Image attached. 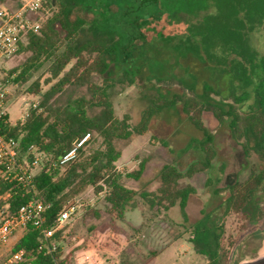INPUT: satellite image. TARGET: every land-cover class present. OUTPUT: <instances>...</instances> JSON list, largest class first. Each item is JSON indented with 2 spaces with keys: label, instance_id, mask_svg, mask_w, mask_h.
Returning <instances> with one entry per match:
<instances>
[{
  "label": "trees",
  "instance_id": "obj_1",
  "mask_svg": "<svg viewBox=\"0 0 264 264\" xmlns=\"http://www.w3.org/2000/svg\"><path fill=\"white\" fill-rule=\"evenodd\" d=\"M46 1L49 18L39 33L28 35L11 62L24 54L25 60L3 77L5 82L23 86L47 66L48 78L43 83L40 78L34 80L27 89L38 98V108L14 126L9 116L0 122V133L18 142L19 161L28 171L34 157L31 146L44 156L30 184L13 178L16 171L0 178V208L7 206L15 214L33 200L47 206L42 227L27 226L11 249L12 259L21 256L8 264H71L61 246L63 229H57L58 218L74 208L75 199L87 189L104 196L113 222L134 210L139 196L151 209L167 212L178 206L188 223L186 208L197 191L182 181L208 173L218 158L216 135L203 121L205 112L227 130L247 158H256L262 165L245 181L215 188V196L225 191L227 196L191 225L189 242L206 264H229L227 217L248 213L251 196L264 195V52L255 42L256 34L264 31V0ZM181 23L187 25L185 36L165 37L166 31ZM167 52L173 55L165 64L162 58ZM196 67L208 71L209 78ZM139 78L147 85L142 95L147 106L132 126L129 116L117 117L113 97L136 85ZM173 86L181 91L171 92ZM68 91L77 96L70 93L62 100ZM177 106L201 132L195 142L201 158L185 171L165 164L156 191L128 188L117 166L122 157L118 141L146 135L156 116ZM86 134L91 139L77 158L59 165L58 159ZM99 140L101 146L95 148ZM145 168L144 160L125 177L139 181ZM216 182L220 179L209 177L206 186ZM263 216L261 212L260 219ZM42 230L51 235L46 237Z\"/></svg>",
  "mask_w": 264,
  "mask_h": 264
},
{
  "label": "rangeland",
  "instance_id": "obj_2",
  "mask_svg": "<svg viewBox=\"0 0 264 264\" xmlns=\"http://www.w3.org/2000/svg\"><path fill=\"white\" fill-rule=\"evenodd\" d=\"M186 28L187 25L183 23L173 25L174 30L166 31L165 37L185 36ZM255 42L257 48L264 52L263 30L256 34ZM172 55L167 52L162 58L163 63H168ZM25 58L24 54L9 63L2 77ZM180 65L182 62L175 65L176 69H180ZM46 69L47 66L43 67L23 86L9 83L10 95L5 108L12 124L23 122L33 109V105L39 104L38 98L29 94L27 89L34 80L40 78L43 83L48 78ZM196 69L201 75H205V78H209L208 71L204 68L196 67ZM42 88L46 90L48 87ZM145 89H147L146 82L139 78L136 85L127 87L113 97L118 118L129 116L132 126L140 121L147 106L142 96ZM163 90L165 93L168 91L165 88ZM171 90V92L181 91L177 86H173ZM70 93L74 95L73 97L77 96L76 93L68 91L62 100ZM203 121L216 135L218 158L215 161V168L208 173L197 174L192 179L182 181L183 184L193 185L197 191L190 196L186 208L189 222L185 223L178 206L167 212L157 207L151 209L139 196L135 200L136 208L128 212L123 220L113 222L107 214L108 205L104 196H97L92 189H87L75 199L76 206L72 208V213L62 225L64 242L61 246L64 256L71 258V264L207 263L206 258L198 255L189 242L191 225L202 218L204 210L214 209L219 205L221 198L227 196L226 191L215 196L213 192L215 188L225 189L233 182L245 181L253 170L260 169L262 165L256 158L245 156L243 148L229 136L227 130L220 126L211 113L205 112ZM201 137V132L190 124L181 106L164 111L154 118L146 135H134L128 141H118L117 147L122 151V157L117 162V166L124 175V184L138 192L156 191L159 187L158 174L165 164H174L181 171H185L194 159L201 158L195 144ZM162 141H166L168 146H164ZM191 145L193 147L190 149ZM98 146H101V140L94 147ZM43 157L41 162L44 160ZM144 160L146 168L141 179L139 181L127 179L125 175L138 170L140 162ZM41 162L34 170L35 173L39 172ZM209 177L220 179V182L208 188L206 181ZM0 178H3L1 172ZM247 211L248 213H232L226 219L225 244L230 251L229 264H238L246 257L253 256L262 246L264 216L260 219V214L264 212V195L253 194ZM22 233L21 230L15 232L9 242L0 247V264H8L11 261V249ZM152 252L157 255L153 257Z\"/></svg>",
  "mask_w": 264,
  "mask_h": 264
},
{
  "label": "built area",
  "instance_id": "obj_3",
  "mask_svg": "<svg viewBox=\"0 0 264 264\" xmlns=\"http://www.w3.org/2000/svg\"><path fill=\"white\" fill-rule=\"evenodd\" d=\"M49 16L46 0H0V122L4 117L9 116L5 108V100L10 95L9 81H4L2 73L18 55L28 35L39 33ZM38 106L39 104H34L33 109H37ZM9 121L14 126L10 117ZM90 139V134L76 139L74 145L58 159V164L64 166L74 161ZM30 151L34 157L29 165L31 171H28L19 161L18 142L0 133V172L3 177L11 176L12 172L16 171L13 178L27 185L30 184L34 170L40 166L43 157L35 146H31ZM46 209L47 206L40 200L22 205L15 214L10 213L7 206L1 207L0 247L7 244L15 232L24 231L30 224L41 228L45 222ZM72 211L73 209H70L59 216L57 229L62 228ZM42 233L46 237L51 235V232L46 230H42ZM20 256L21 254H17L13 259Z\"/></svg>",
  "mask_w": 264,
  "mask_h": 264
},
{
  "label": "water",
  "instance_id": "obj_4",
  "mask_svg": "<svg viewBox=\"0 0 264 264\" xmlns=\"http://www.w3.org/2000/svg\"><path fill=\"white\" fill-rule=\"evenodd\" d=\"M238 264H264V240L262 242V246L256 251L253 256L246 257Z\"/></svg>",
  "mask_w": 264,
  "mask_h": 264
}]
</instances>
